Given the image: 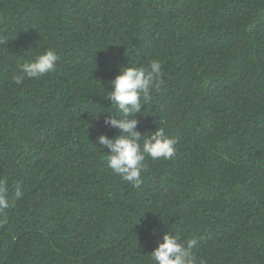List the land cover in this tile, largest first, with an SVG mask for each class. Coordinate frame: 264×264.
Wrapping results in <instances>:
<instances>
[{"label": "trees", "instance_id": "trees-1", "mask_svg": "<svg viewBox=\"0 0 264 264\" xmlns=\"http://www.w3.org/2000/svg\"><path fill=\"white\" fill-rule=\"evenodd\" d=\"M0 38V264H154L164 232L197 264H264V0H0ZM153 60L136 130L178 143L134 187L96 138L121 134L109 81Z\"/></svg>", "mask_w": 264, "mask_h": 264}, {"label": "clouds", "instance_id": "clouds-1", "mask_svg": "<svg viewBox=\"0 0 264 264\" xmlns=\"http://www.w3.org/2000/svg\"><path fill=\"white\" fill-rule=\"evenodd\" d=\"M8 41L0 38V44ZM129 49V48H128ZM125 49V53H128ZM57 55L51 49L38 54L19 66L22 75L13 77L17 85L25 77L39 79L55 69ZM162 75L161 64L153 60L145 68L141 66H120L118 74L109 81L107 99L112 107L107 112L104 124L120 130V135L112 138L103 133L97 136L100 149L106 148L108 167L125 181L139 187L142 173L146 171V157L152 159H170L175 155L178 138L167 136L162 128L156 127L146 136L136 130V114L141 113L143 105L150 97V92ZM142 140V143H141ZM9 181L0 177V211L8 209ZM16 195L20 192L17 190ZM197 244L194 238L183 239L179 233L164 232L157 246L151 251L154 264H197L193 248ZM202 264V262H201Z\"/></svg>", "mask_w": 264, "mask_h": 264}]
</instances>
